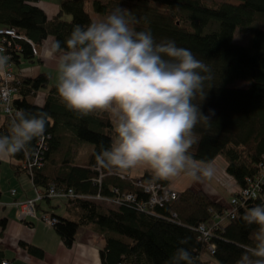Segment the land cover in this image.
I'll use <instances>...</instances> for the list:
<instances>
[{
	"label": "trees",
	"instance_id": "obj_1",
	"mask_svg": "<svg viewBox=\"0 0 264 264\" xmlns=\"http://www.w3.org/2000/svg\"><path fill=\"white\" fill-rule=\"evenodd\" d=\"M40 1L0 0V27L26 39H7L4 47L12 67L21 61H39L29 42L37 52L50 37L54 46L60 42L63 47L75 25L93 21L86 11L88 0H63L55 17L47 16ZM229 1L237 4L226 0H92V5L102 16L116 7L128 9L139 21L134 25L137 31H150L157 42L173 40L211 65L213 86L202 103L199 98L195 103H201L205 115L213 109L215 116L210 128L197 125L199 143L192 154L205 164L224 159L226 173L236 185L232 192L233 199L238 200L235 206L214 202L191 189L177 193L176 200L151 207V193L139 188L133 170L106 169L96 159L101 145L107 148L114 139L111 119L106 114L79 117L61 102L48 74L31 78L14 69V108L45 112L48 123L43 138H35L26 152L12 158L20 161L19 172L27 174L37 190L74 194L60 198L63 213L53 211L58 219L54 228L66 246H73L78 229L84 228L105 238L102 264H168L181 246L193 254L196 264H236L243 246L252 244L256 226L247 225L243 215L264 203V187L256 199H242L240 193L256 181L264 158V0ZM66 16L71 19L66 20ZM236 32L251 34L250 43H235ZM239 80L248 86L237 87ZM39 93L46 94L43 106L34 103ZM5 116L0 134L8 131L10 116ZM28 157L31 170L21 167ZM141 178L173 188L169 181L154 179L149 169ZM130 195L136 200H127ZM97 196L120 203L107 207L95 202ZM52 200L44 199L55 210ZM6 224V219L0 218V228ZM201 225L211 228L208 241L200 232ZM184 238L188 243L180 245ZM211 246L215 247L214 254L209 251ZM27 249L43 255L35 247ZM2 261L0 252V264Z\"/></svg>",
	"mask_w": 264,
	"mask_h": 264
},
{
	"label": "clouds",
	"instance_id": "obj_2",
	"mask_svg": "<svg viewBox=\"0 0 264 264\" xmlns=\"http://www.w3.org/2000/svg\"><path fill=\"white\" fill-rule=\"evenodd\" d=\"M138 22L128 9L116 7L104 18L75 25L64 46L57 42L53 49L59 53L58 96L81 118L106 114L111 119L114 139L96 156L104 168L145 167L154 179L169 182L181 176L211 180L212 162L197 161L191 149L199 143L197 125L210 128L215 116L213 109L205 115L200 107L213 86L212 67L173 40L157 42L150 31H137ZM9 59L0 54V73ZM47 123L45 112L11 113L7 134H0V161L26 152L35 138L44 137ZM243 220L256 228L236 264H264V203L247 209ZM187 243L188 238L179 241ZM168 264L196 261L181 246Z\"/></svg>",
	"mask_w": 264,
	"mask_h": 264
},
{
	"label": "crops",
	"instance_id": "obj_3",
	"mask_svg": "<svg viewBox=\"0 0 264 264\" xmlns=\"http://www.w3.org/2000/svg\"><path fill=\"white\" fill-rule=\"evenodd\" d=\"M63 0H41L39 6L45 11L48 17H55L59 14L60 5ZM36 47V46H35ZM54 39L48 38L37 53L38 62L29 63L21 61L18 66H13L15 72L23 76L34 78L41 73H46L50 77V82L57 80L54 76L59 53L53 52ZM37 50V49H36ZM50 74H49V73ZM3 73H0V79ZM244 85L242 88L247 87ZM46 94L39 93L36 103L43 106ZM0 105V129L6 121V116L2 112ZM198 144H196L197 147ZM192 148V150L196 149ZM217 160L223 161L226 173V164L222 157ZM20 161L10 158L7 161H0V218L6 219L7 224L0 228V252L3 254L2 264H102V251L105 249V238L97 232L80 228L77 231L73 246L68 247L58 235L54 227L47 226L40 220L45 214H52L53 211L63 213L64 205L60 198H53L52 204L57 206L54 210L48 201H40L36 208L37 218H29L26 222H21L17 217V201H27L36 198L37 187L31 178L19 172ZM22 167V166H21ZM145 167L133 169L132 173L137 179H142ZM227 174V173H226ZM233 183V184H232ZM232 192L236 190V185L229 180ZM170 185L178 192L192 189L196 192L204 191L209 198L217 203L226 205L227 202L214 190L208 181H194L190 177L181 176ZM12 192L15 195L12 196ZM56 199V200H55ZM107 206V204H104ZM109 207V206H107ZM32 246L43 252L42 256L30 252L27 247Z\"/></svg>",
	"mask_w": 264,
	"mask_h": 264
},
{
	"label": "built area",
	"instance_id": "obj_4",
	"mask_svg": "<svg viewBox=\"0 0 264 264\" xmlns=\"http://www.w3.org/2000/svg\"><path fill=\"white\" fill-rule=\"evenodd\" d=\"M8 38L26 40L24 37L18 36L15 33V31L11 29L0 27V50H3L2 52H0V54L6 55V49L4 45L6 44ZM29 43L32 45L35 55H37V50H36L35 45H33L31 42ZM14 79H15V76H14L13 67L9 65L8 63V68L3 72V77H2V80L0 81V105L3 110L2 112L7 116H10L11 113H14L16 111L13 105V97L17 93V91L11 84L14 81ZM29 159L30 157H28L26 161L23 162V168L31 170L33 168L32 167L33 164L31 163V161H29ZM261 168H262V172L257 176V178L255 179L256 181L250 182V187L248 189L243 190L240 193L242 199H247V198L256 199L262 196L260 194V190L261 189L263 190V187H264V158L262 159V162H261ZM30 173H32V171ZM136 183L139 187L143 186L144 191L146 193H151L150 194L151 198L149 201V205H151V207L158 205V204H162L163 201L174 200L177 196V192L175 191L172 192L171 189L169 188H162L161 185L159 184L156 185L153 182H149L147 180L137 179ZM115 193L119 194V191L115 190ZM12 195H15V192H12ZM46 195H48L51 199H53V198L72 197L74 194L71 191L69 193H63V192H58L55 189H52L50 190L49 193L45 194L44 191L37 190V195L35 199H32L28 202H23V203L19 202L17 204L18 218L19 219L37 218V212H36L37 206L36 205L40 201L44 200ZM94 200L95 202L98 201L101 204L104 203V204H107V206H111V207H116L120 203L119 200L115 201V200L104 198L101 196H97L96 198H94ZM127 200L134 201L136 200V196L130 195L127 197ZM236 203H238L237 199H233L231 202L233 206L237 205ZM141 205L142 207H146V204H141ZM232 211L233 209L228 210V212L230 213ZM40 220L44 222V224L50 227H55V225H57L58 223V219L52 214H45L40 218ZM200 232L203 234L202 236L205 237V239H207L211 235V228L209 229V227L205 225H201ZM209 251H211V253L214 254L215 247L211 246L209 248Z\"/></svg>",
	"mask_w": 264,
	"mask_h": 264
},
{
	"label": "rangeland",
	"instance_id": "obj_5",
	"mask_svg": "<svg viewBox=\"0 0 264 264\" xmlns=\"http://www.w3.org/2000/svg\"><path fill=\"white\" fill-rule=\"evenodd\" d=\"M223 1V0H222ZM228 3H231V4H237L236 2H233V1H229V0H226ZM93 3H92V0H88L87 1V3H86V11L91 15V17H92V19L93 20H98V19H101V18H104V17H106V16H102V15H100V14H97L95 11H94V8H93V5H92ZM65 19L66 20H69V19H71V16L70 17H68V16H66L65 17ZM251 37H252V35L250 34L249 35V33H240V32H236L235 33V43H238V44H240V45H248L249 43H250V41H251ZM49 73V72H48ZM54 73V76H55V78H56V73L55 72H53ZM50 74V73H49ZM2 80V77H1V79H0V81ZM244 83L247 85V83L246 82H244V81H236L235 82V84H236V86L237 87H240V86H242V85H244ZM52 85H55V80H54V78H53V80L50 82V86H52ZM194 147H196V145H194L193 146V148ZM195 150V149H194ZM225 162V161H224ZM213 166L215 167V169H216V172H215V175H214V177H213V179H211V180H207L208 181V183L210 184V185H212L213 187H214V190L216 191V193H218L226 202H229V203H231L232 202V200H233V197H232V188H231V186H229L230 184H229V180H232L231 179V177H229L226 173H225V171H224V168L223 167H225V166H223V161L222 160H215L213 163ZM23 167V166H22ZM135 180L137 181V178H135ZM233 184V183H232ZM142 185V184H141ZM171 186V185H170ZM139 188H141V189H144L143 188V186L142 187H139ZM187 190H191V189H186V190H184L183 192H185V191H187ZM171 191L173 192V191H175V192H177L178 194H180L181 192H178L176 189H171ZM182 192V193H183ZM198 192H200V191H198ZM202 193H204L206 196H208L204 191H201ZM181 193V194H182ZM37 195V194H36ZM13 196V195H12ZM179 196H176V198H175V200L178 198ZM209 197V196H208ZM45 198H50L48 195H46V197ZM44 198V199H45ZM51 199V198H50ZM28 201H30V200H27V201H24V202H28ZM19 202H21V201H17V204L19 203ZM21 203H23V202H21ZM41 203V202H40ZM17 204H15L16 205V207H17V211H18V206H17ZM39 205V203H37V205L36 206H38ZM109 207H111V206H109ZM17 217H18V213H17ZM26 219L27 218H22V219H19L18 218V220H20L21 222H26Z\"/></svg>",
	"mask_w": 264,
	"mask_h": 264
}]
</instances>
